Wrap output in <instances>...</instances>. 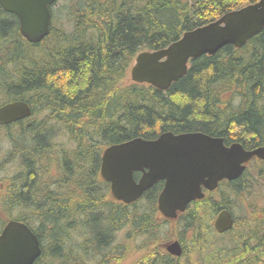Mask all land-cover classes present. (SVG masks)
<instances>
[{"label":"trees","instance_id":"obj_1","mask_svg":"<svg viewBox=\"0 0 264 264\" xmlns=\"http://www.w3.org/2000/svg\"><path fill=\"white\" fill-rule=\"evenodd\" d=\"M71 1L72 29L53 20L38 43L27 41L17 16L0 5V105L23 100L32 109L30 117L0 125V140L17 152L8 149L0 157V232L9 219L29 225L42 245L36 264H106L114 234L128 222L153 228L143 247L159 240L155 232L169 222L157 207L163 182L130 205L115 200L100 175L106 146L166 131H201L247 149L264 144V28L240 48L227 44L192 59L165 91L125 84L139 52L167 47L185 31L258 0ZM58 136L73 146L52 140ZM258 163L257 177L264 179V161ZM248 177L247 170L238 180L221 182L181 214L182 231L196 236V250L197 243L205 245L204 236L217 235L212 221L220 210L232 209L233 192L251 191ZM251 235L259 247L264 231ZM249 241L239 234L234 249L223 250L212 242L199 250V261L237 264L252 254Z\"/></svg>","mask_w":264,"mask_h":264},{"label":"water","instance_id":"obj_2","mask_svg":"<svg viewBox=\"0 0 264 264\" xmlns=\"http://www.w3.org/2000/svg\"><path fill=\"white\" fill-rule=\"evenodd\" d=\"M56 0H0L8 12L17 15L21 34L38 43L49 33L51 5ZM264 28V0L224 14L217 21L186 32L169 46L140 52L132 66V79L166 90L188 71L191 58L214 55L232 44L238 48ZM30 105L14 100L0 106V124L29 117ZM264 160V144L246 149L239 142L225 143L224 137L201 131H166L155 139L133 138L108 146L102 155L101 176L111 184L114 198L126 204L135 202L159 180L165 186L158 198L161 213L176 218L188 205L213 191L219 182L241 177L253 158ZM136 172L142 175L137 180ZM218 232L230 230L233 220L228 209L217 215ZM175 241L168 250L181 255ZM41 252L40 241L31 228L11 219L0 233V264H33Z\"/></svg>","mask_w":264,"mask_h":264},{"label":"rangeland","instance_id":"obj_3","mask_svg":"<svg viewBox=\"0 0 264 264\" xmlns=\"http://www.w3.org/2000/svg\"><path fill=\"white\" fill-rule=\"evenodd\" d=\"M72 6H73V1L71 0H58L57 4L54 7V18H53L56 25H62L67 30L72 29L73 23H72V15L70 13L71 10L73 9ZM130 83H132V80H131V76L129 72L127 78L125 79V84H130ZM52 140L58 141L59 143L62 141L64 145L68 147L73 146L74 144L73 142L69 141L70 140L69 138L65 140L63 138H60L59 136L53 138ZM0 147L2 148L3 151H5L3 153L0 152L1 158H4L5 153L8 151H11L12 155H15L17 153L14 150L9 149L11 147V144L8 140H0ZM258 162L259 160L254 158L253 163L250 164L249 169H248V173H249L248 178L252 180V184H253L251 191L246 192V194L242 193L241 195L240 194L234 195L237 193L233 192V194L230 197L232 201V205H233L231 210L234 212V215L236 217L246 216L248 215L247 213L248 211H260V214H261L262 211L264 210V179L257 177L258 168L261 166V164ZM54 167H57V168L53 169L51 174L55 177L58 175L59 166L55 165ZM12 171H14V167L10 165L9 173H11ZM143 204H146V201L141 202L142 206H146ZM132 211H136V210H132ZM243 212L246 213V215H243ZM142 214L146 215V210ZM138 217L140 216L137 212V218ZM258 218L259 220L256 223L257 228L260 229L258 231H264V221L262 223L261 215H258ZM147 221L148 219L145 222ZM137 224L139 225V221H137ZM252 225H253V222L248 226L252 227ZM248 226L246 228H248ZM246 228H244L243 223H239L236 229L229 232L228 236H224L222 238H212V239H209L206 236H204L203 241L206 242L204 243L207 246H209L208 244L213 242V247L212 246L211 247L214 248L215 250H219V249L223 250V248H226V247H228V249H231V248L234 249L233 247H234L235 237L239 238V234H240V237H243V239L248 238L250 240L249 241L250 244L255 247L257 243H253L254 237L248 236V233L251 234V232H249L248 230H245ZM152 231H153V228L149 231H147L146 229L142 230V227L141 228L137 227L136 229L135 227L132 226V223L128 222L126 225H124L114 234L113 242H111L109 246L110 248L107 249L109 250V253H107L109 261H105V263L106 264H142L141 262H139V260H140V256L144 253V251L142 249L139 250L137 248V245L142 244L143 242H147L150 239V234L152 233ZM168 231L169 233H171L172 231L177 233L178 235L183 237V240H184L183 243L185 245V254L183 255L184 257L182 258V262L177 261V264H208V263L203 262L204 260L199 261V252H200L199 250H202L205 245H202L201 243H197L198 249L196 250V245L192 244L194 243L196 236L191 237L192 236L191 231L183 232L181 228L180 220L174 223L173 225L164 224V226L161 227L160 231H156L155 233H157L160 237L159 241L163 240L162 237H166ZM255 232L256 231H254V233ZM134 233H137V236H133ZM263 241L264 239H262V236H259L258 237L259 247L256 250L254 249L255 251L259 250V252L256 255H254V250H253L252 254H249V255L245 254V257H243L241 261L237 264H245V263L248 264L249 260L253 261V264H264V258L261 260V257L264 256ZM126 244L129 245V249L125 247ZM216 247L219 249H217ZM204 249H209V248L205 247ZM145 252L150 257H153L154 256L153 254L155 253V251L151 247H146ZM148 263H152V260L149 259ZM222 264H236V263L230 261L226 263L224 262Z\"/></svg>","mask_w":264,"mask_h":264},{"label":"flooded vegetation","instance_id":"obj_4","mask_svg":"<svg viewBox=\"0 0 264 264\" xmlns=\"http://www.w3.org/2000/svg\"><path fill=\"white\" fill-rule=\"evenodd\" d=\"M229 210H230L231 215H232V217L234 219V227L232 228V230L236 229L237 228V225L239 223H243L244 224L246 222V219L247 218L249 219L248 220L249 221V225L253 222L252 227L251 226L248 227V231L251 232V234H254V231L260 230L259 228H257L256 223L259 220L258 215H261V217H262V223H263V221H264V210L262 211L261 214H260V211H248L247 212L248 215H246V216H239V217H236L234 215V212L231 209H229ZM147 216H148V214H147ZM232 230H230V231H232ZM229 232L217 233V234L219 236H223V235H227ZM176 237H177L176 239H174V238H172V239L179 240L178 246H181V255H184L185 254V245L183 243V241H184L183 240V237H181L178 234H176ZM171 241H173V240L160 241V242L156 241V242H151L149 244H146L147 247H151L155 251V253L153 254L154 256L153 257H150L148 254H146V252H145L146 251V247H143L141 249L144 251V253L140 256L139 262H141L142 264H163L165 261H170V262L172 261V263L173 262L174 263H177L176 256H174L173 254H171L167 250L166 245H165L167 242H171ZM248 248L253 253V250L254 249L256 250L258 247H254L253 246V247H248ZM149 259L152 260V263H148V260ZM36 262H37V259L34 261L33 264H36Z\"/></svg>","mask_w":264,"mask_h":264},{"label":"bare ground","instance_id":"obj_5","mask_svg":"<svg viewBox=\"0 0 264 264\" xmlns=\"http://www.w3.org/2000/svg\"><path fill=\"white\" fill-rule=\"evenodd\" d=\"M4 10H5V9H4ZM5 11H6V10H5ZM7 12H8V11H7ZM10 13H11V12H10ZM50 32H51V31H50ZM182 36H183V35H182ZM182 36H181L180 38H182ZM180 38H179V39H180ZM179 39H178V40H179ZM176 41H177V40H176ZM174 42H175V41H174ZM30 108H31V106H30ZM31 115H32V109H31V114L29 115V117H30ZM228 210H229V209H228ZM229 212H230V210H229ZM230 214H231V212H230ZM216 218H217V217H215L214 219H216ZM231 218H232V220H233V226H232V228H233V227H234V219H233L232 215H231ZM232 228H231L230 230H232ZM182 246H183V245H182ZM179 247H180L179 249H180V254H181V246H179ZM41 253H42V249H41L40 255H41ZM182 253H183V252H182ZM40 255H39V256H40ZM39 256H38V257H39Z\"/></svg>","mask_w":264,"mask_h":264}]
</instances>
